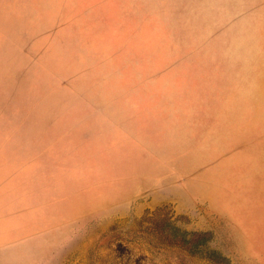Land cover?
<instances>
[{"label":"rangeland","instance_id":"1","mask_svg":"<svg viewBox=\"0 0 264 264\" xmlns=\"http://www.w3.org/2000/svg\"><path fill=\"white\" fill-rule=\"evenodd\" d=\"M0 264H264V0H0Z\"/></svg>","mask_w":264,"mask_h":264}]
</instances>
